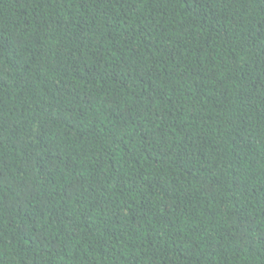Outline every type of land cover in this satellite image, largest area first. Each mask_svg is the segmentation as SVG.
<instances>
[{
	"label": "trees",
	"instance_id": "obj_1",
	"mask_svg": "<svg viewBox=\"0 0 264 264\" xmlns=\"http://www.w3.org/2000/svg\"><path fill=\"white\" fill-rule=\"evenodd\" d=\"M0 264H264V0H0Z\"/></svg>",
	"mask_w": 264,
	"mask_h": 264
}]
</instances>
